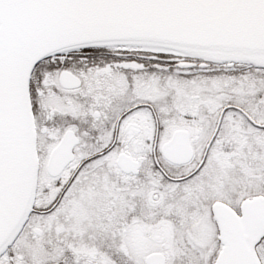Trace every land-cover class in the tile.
<instances>
[{"label": "snow or ice", "instance_id": "1", "mask_svg": "<svg viewBox=\"0 0 264 264\" xmlns=\"http://www.w3.org/2000/svg\"><path fill=\"white\" fill-rule=\"evenodd\" d=\"M0 264H264V0H0Z\"/></svg>", "mask_w": 264, "mask_h": 264}]
</instances>
